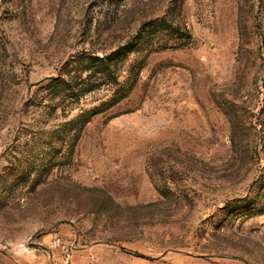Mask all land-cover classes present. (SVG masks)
I'll return each instance as SVG.
<instances>
[{
	"label": "rangeland",
	"instance_id": "rangeland-1",
	"mask_svg": "<svg viewBox=\"0 0 264 264\" xmlns=\"http://www.w3.org/2000/svg\"><path fill=\"white\" fill-rule=\"evenodd\" d=\"M154 20L117 84L54 87ZM262 210L264 0H0V264H264Z\"/></svg>",
	"mask_w": 264,
	"mask_h": 264
},
{
	"label": "trees",
	"instance_id": "trees-1",
	"mask_svg": "<svg viewBox=\"0 0 264 264\" xmlns=\"http://www.w3.org/2000/svg\"><path fill=\"white\" fill-rule=\"evenodd\" d=\"M157 22V20H154L142 25L135 38L133 37L132 40L117 47L110 53L101 56L87 55L81 57L78 61L79 65H81V74L78 76L70 74L71 76L68 80H62L61 82L56 83L54 87L59 91L68 92L69 95L79 96L84 91L88 92L98 88L101 83L117 84V68L119 63L127 58L131 52L143 49V30L144 32L152 30V28H147L146 30V27L150 25V23L156 24ZM157 27L158 31L162 32L165 39H163V36L162 38L158 37V40L156 39L157 41L150 42L151 44L158 42L159 45H163L162 43H167L169 39L178 41L179 44H182L186 43L188 41L187 39H189V32L183 31L179 26L176 27L173 24L165 23L164 26L160 25ZM147 43H149L148 40ZM167 45L168 44H166V46ZM84 72L87 73L85 77H83ZM97 83L99 84L97 85ZM119 91L120 89L117 88L115 94L109 101L83 112L74 119L64 122L62 124V136L60 137V139L63 140V145H66L67 148L73 149L79 140L80 133H82L83 129L91 119L119 103L121 99L127 95L129 89H126L123 93H120ZM52 159H54V157ZM262 212L264 213V210H262Z\"/></svg>",
	"mask_w": 264,
	"mask_h": 264
}]
</instances>
